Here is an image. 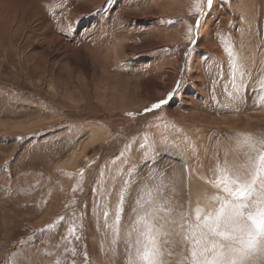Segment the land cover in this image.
Masks as SVG:
<instances>
[{"label":"rangeland","instance_id":"rangeland-1","mask_svg":"<svg viewBox=\"0 0 264 264\" xmlns=\"http://www.w3.org/2000/svg\"><path fill=\"white\" fill-rule=\"evenodd\" d=\"M196 3L0 0V264H127L134 202L161 183L176 212L216 207L213 169L264 140V0Z\"/></svg>","mask_w":264,"mask_h":264},{"label":"snow or ice","instance_id":"snow-or-ice-1","mask_svg":"<svg viewBox=\"0 0 264 264\" xmlns=\"http://www.w3.org/2000/svg\"><path fill=\"white\" fill-rule=\"evenodd\" d=\"M211 2L206 0L208 5ZM194 11L202 13L201 0H197ZM192 31L189 26L188 38L194 44ZM225 51L230 58L234 57L227 45ZM230 68L233 87L239 90L235 78L238 72L243 75L242 68L234 59ZM173 95L170 92L169 99ZM258 99L264 104V80L258 90ZM168 102V99L161 100L145 112ZM239 142L248 149L245 161L238 165L225 162L224 166H217L208 181L216 190L210 197L216 204L211 212H205L199 206L195 208L194 218L187 212H176L171 207V200L163 194L162 183L149 190L146 197L138 194L132 209L134 219L125 239L127 264H170L165 259L172 255L167 247L174 243L168 239L171 235L169 225L186 242L177 264H264V140L255 141L251 136H243ZM134 169L133 165L129 177L134 175ZM131 183L125 179L118 193L113 213L114 239L119 237V224ZM100 207L103 216L108 218V201L104 200ZM73 231L69 228V234Z\"/></svg>","mask_w":264,"mask_h":264}]
</instances>
